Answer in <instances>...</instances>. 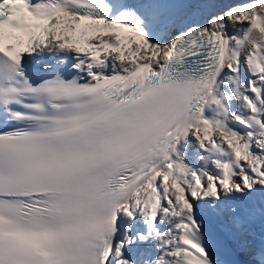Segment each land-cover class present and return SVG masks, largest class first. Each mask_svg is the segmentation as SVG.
Listing matches in <instances>:
<instances>
[{
  "label": "snow or ice",
  "instance_id": "snow-or-ice-1",
  "mask_svg": "<svg viewBox=\"0 0 264 264\" xmlns=\"http://www.w3.org/2000/svg\"><path fill=\"white\" fill-rule=\"evenodd\" d=\"M0 264H264V0H0Z\"/></svg>",
  "mask_w": 264,
  "mask_h": 264
},
{
  "label": "bare ground",
  "instance_id": "bare-ground-1",
  "mask_svg": "<svg viewBox=\"0 0 264 264\" xmlns=\"http://www.w3.org/2000/svg\"><path fill=\"white\" fill-rule=\"evenodd\" d=\"M218 2H219L222 6H227V5H229V4L237 3V2H239V0H218Z\"/></svg>",
  "mask_w": 264,
  "mask_h": 264
}]
</instances>
